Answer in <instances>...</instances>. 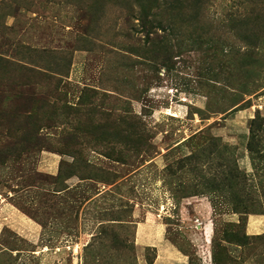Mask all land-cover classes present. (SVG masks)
<instances>
[{
  "label": "rangeland",
  "instance_id": "374dc122",
  "mask_svg": "<svg viewBox=\"0 0 264 264\" xmlns=\"http://www.w3.org/2000/svg\"><path fill=\"white\" fill-rule=\"evenodd\" d=\"M0 264H264V0H0Z\"/></svg>",
  "mask_w": 264,
  "mask_h": 264
},
{
  "label": "bare ground",
  "instance_id": "6f19581e",
  "mask_svg": "<svg viewBox=\"0 0 264 264\" xmlns=\"http://www.w3.org/2000/svg\"><path fill=\"white\" fill-rule=\"evenodd\" d=\"M206 232H205V238L208 239L209 238V228L206 226Z\"/></svg>",
  "mask_w": 264,
  "mask_h": 264
},
{
  "label": "trees",
  "instance_id": "16d2710c",
  "mask_svg": "<svg viewBox=\"0 0 264 264\" xmlns=\"http://www.w3.org/2000/svg\"><path fill=\"white\" fill-rule=\"evenodd\" d=\"M184 1V0H183Z\"/></svg>",
  "mask_w": 264,
  "mask_h": 264
}]
</instances>
